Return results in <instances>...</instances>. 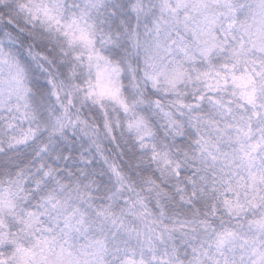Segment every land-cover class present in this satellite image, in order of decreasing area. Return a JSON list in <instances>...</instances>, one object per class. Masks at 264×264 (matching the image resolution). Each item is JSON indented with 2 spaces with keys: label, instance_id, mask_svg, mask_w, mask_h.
<instances>
[{
  "label": "snow or ice",
  "instance_id": "6c2138e0",
  "mask_svg": "<svg viewBox=\"0 0 264 264\" xmlns=\"http://www.w3.org/2000/svg\"><path fill=\"white\" fill-rule=\"evenodd\" d=\"M0 264H264V0H0Z\"/></svg>",
  "mask_w": 264,
  "mask_h": 264
}]
</instances>
